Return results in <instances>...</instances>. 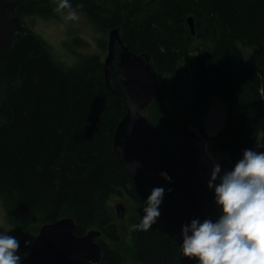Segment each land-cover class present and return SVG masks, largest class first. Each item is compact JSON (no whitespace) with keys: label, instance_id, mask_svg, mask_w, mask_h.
<instances>
[{"label":"trees","instance_id":"obj_1","mask_svg":"<svg viewBox=\"0 0 264 264\" xmlns=\"http://www.w3.org/2000/svg\"><path fill=\"white\" fill-rule=\"evenodd\" d=\"M16 14L50 18L59 0H15ZM96 30L118 27L123 41L146 52L157 71L173 73L183 55L194 56L187 79L191 97L167 110L157 88L144 108L157 133L158 152L170 156L175 139H192L195 127L209 140V151L228 156V168L252 148L260 132L264 151V0H69ZM193 16L195 33L186 18ZM22 21V20H21ZM74 61L62 62L37 33H15L0 55V206L20 246L25 249L41 224L70 216L75 234L100 229L101 258L96 264H179V248L167 234L160 215L147 230L130 229L143 206L126 218L129 241L120 238L112 220L111 201L126 196L142 203L150 194L146 182L132 177L113 150L114 130L126 112L124 96L104 80L103 62L95 53L75 50ZM252 43L248 59L239 46ZM100 45H103V41ZM187 68H185V73ZM159 84V80H158ZM217 97L226 118L208 136L203 118ZM164 195H172L163 186ZM213 199V191L207 186ZM112 243V244H111ZM30 247V245H29ZM28 255L23 264L28 263Z\"/></svg>","mask_w":264,"mask_h":264},{"label":"water","instance_id":"obj_2","mask_svg":"<svg viewBox=\"0 0 264 264\" xmlns=\"http://www.w3.org/2000/svg\"><path fill=\"white\" fill-rule=\"evenodd\" d=\"M15 0H0V55L11 43L15 33L25 26L15 13ZM186 22L191 34L195 33L194 20ZM105 83L111 91H119L126 102V112L113 134V150L123 168L135 178L144 180L149 191L156 186H167L173 194L164 196L161 222L167 234L179 248L181 225L192 218L215 219L218 210L207 194L205 184L197 178L198 148L188 139L173 143L174 156L181 164L173 168L170 156L156 147L157 133L142 110L151 102L159 75L146 52H134L123 41L118 27L107 32V53L103 59ZM167 172L171 179L160 173ZM125 206L115 204L118 218H125ZM75 221L70 216L41 224L30 243L29 264H96L101 258L97 242L102 231L91 228L81 235L74 232ZM179 264H195L184 257L179 249Z\"/></svg>","mask_w":264,"mask_h":264},{"label":"clouds","instance_id":"obj_3","mask_svg":"<svg viewBox=\"0 0 264 264\" xmlns=\"http://www.w3.org/2000/svg\"><path fill=\"white\" fill-rule=\"evenodd\" d=\"M58 8H69L68 16L76 17L69 0H59ZM160 175L171 179L165 171ZM207 187L214 193L218 215L195 217L181 225V254L195 264H264V151L245 148L228 169L214 163ZM164 193L162 186L151 189L140 221L130 229L147 230L155 223ZM19 248L17 237L0 230V264H23L28 253L22 255Z\"/></svg>","mask_w":264,"mask_h":264},{"label":"rangeland","instance_id":"obj_4","mask_svg":"<svg viewBox=\"0 0 264 264\" xmlns=\"http://www.w3.org/2000/svg\"><path fill=\"white\" fill-rule=\"evenodd\" d=\"M68 13L69 12L66 11H59L55 16L50 18L26 15L23 16L21 20L25 28H29L30 30L39 34L51 46L55 56L62 62L70 64L74 61V53H72V48H70L69 45L73 44L72 42L75 38H80V43H82V45L80 44L75 47V50L83 53H95L103 62V59L107 53L108 31L103 33L102 31L96 30L93 24L80 12H76L75 18H70ZM102 41L103 45H100ZM239 46L243 49L246 57L248 59H252L256 53V46L248 42H240ZM193 64V54L186 52V54L183 55L182 60L179 62V64H177V67L173 73H162L161 76H159L158 88L160 94L164 97V107L167 110L170 111L175 108H179L187 98L191 97L192 91L186 74L188 76L190 75L193 69ZM185 68H187L186 73ZM142 113L145 115L146 111L142 110ZM225 118L226 104L221 102L217 97H213V102L207 110L202 123L206 134L208 136L216 134L217 131L222 127ZM189 128L195 132V137L192 139L187 137L182 138L190 140L198 148L199 158L196 176L203 181L205 186H207V179L209 178L212 165L218 162L221 164L222 169H228V156L220 155L218 153H211L209 151V140L201 136L200 132L195 127L190 126ZM261 134L262 132H260L258 139L252 146V148L256 149L257 151H259L261 146ZM176 140L177 138L175 141ZM117 202H122L124 204L126 208L125 218H118L116 215L115 204ZM145 203L146 201L142 203H135L126 196H118L115 197L113 201H111L112 220L122 240L125 239V241H129V233L126 229L127 227L125 222L128 214L133 208L142 207ZM159 208L162 209V203ZM5 215L4 209L2 206H0V230H9V233L16 237L15 232L8 224ZM100 237L107 240L104 235ZM29 245L26 247L27 249H25L28 252L30 250ZM18 251L23 255L24 247L20 246ZM125 264L138 263L131 261V259H127Z\"/></svg>","mask_w":264,"mask_h":264}]
</instances>
